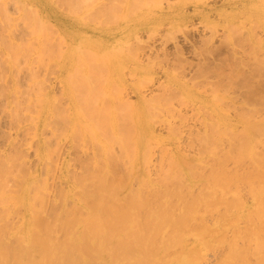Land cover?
Here are the masks:
<instances>
[{
  "label": "rangeland",
  "instance_id": "1",
  "mask_svg": "<svg viewBox=\"0 0 264 264\" xmlns=\"http://www.w3.org/2000/svg\"><path fill=\"white\" fill-rule=\"evenodd\" d=\"M244 1L156 0L158 2L156 3L155 0H0V200L3 198L0 201V246L5 245L1 247L5 251L6 259L13 258L12 255L15 253L12 251L13 247L18 248L17 240L20 238L18 235L26 233L28 222L38 234H44L46 231L41 230L45 227L49 228L48 233L55 237V242L64 243V233L66 236L69 235L66 239L74 237L72 240H75L79 235L77 232L80 229L79 222L83 221L86 215H79L80 212L77 214L76 209L72 208L77 206L75 205L77 200L81 203L87 200L83 199L85 196H83V189H80L82 187L79 188L77 185L83 181L88 188V184L92 182L88 180L90 179L88 176H91V179L94 174L101 176L99 172L104 176L102 172L104 170L106 174L115 176L112 178L113 176L108 175L111 182H128L130 187H133V191L135 188L136 191H143V188L147 190V185L150 184L153 188L152 194L149 195L148 191L144 190L147 194L143 195L153 196V201L157 205L159 203L154 199V195H158L159 200L169 195L164 188L167 185L160 181L161 178L163 181L167 175L171 174L173 178L174 174L176 180L173 181L175 184L172 183L175 186L172 189L176 193L180 189L177 193L179 197L175 195L171 200L175 204L170 202L174 219L178 217V213L183 212L181 206L182 208L186 206L185 211L193 201L194 211L190 214L193 217L191 220L186 218L190 222H187L186 228H182L186 230L182 233L187 235L183 237L182 234V245L179 247V242L164 246L160 255L161 259H157L158 262L177 264L181 258L189 256L187 255L189 251L198 250L201 258L197 255V260L192 261L191 264H223V260L224 263L228 261L233 244L238 247L237 249L247 250L254 247L251 232L256 227L251 229L249 226H255L253 225L254 221L256 222L254 214L258 211L255 208L259 207L257 197L255 198L253 194L251 196L247 186L234 184L233 187L231 186L230 193L222 199L220 188L211 187L210 182L205 178L206 175L210 178L213 171H224L229 173L227 175H234V173L237 175V172H240L239 175L247 174L243 171L250 173L252 168L253 170L256 168L254 160L257 163L260 160L264 161V158L262 159V154L264 155V47H260V43L264 42V0ZM3 8L6 12L2 11ZM18 12L21 13L17 14ZM7 13L12 18L5 16ZM22 13L26 14H24L25 17L18 19L23 15ZM120 17L123 19L121 20ZM136 35L137 39H135ZM66 56L67 59H65ZM99 81L102 82V86L101 84V87L99 86L103 87L102 91L98 84H95ZM173 83H181L182 91L166 90L165 92V89L169 88L167 86ZM91 87L99 91V94L104 91L102 97L98 96V92L91 90ZM73 90L79 93V96ZM245 96L251 100L247 98V101ZM83 99L86 103L82 101ZM102 99L103 102H101ZM90 102L97 104V107L95 106L94 109ZM126 103L132 106L130 109H133V112L142 113V116L138 114V117H140L142 129L144 128L143 131L146 130L145 134L150 139L145 137V143L141 146L143 148L139 151L138 170L133 168L134 161L129 160L130 157L127 158L132 156L131 150L113 140V132H110L109 138L112 137L110 140L104 138L111 143L112 148L110 147L109 150L113 149L114 154L118 152L114 157L111 155L113 152L109 153L112 159L116 160L110 159L112 162L109 160L107 162V158L111 157L106 156L108 153L106 155L101 153L104 152L103 148L99 152L98 146L95 145L98 141L107 142L106 139L101 138L100 132L98 133L104 125L101 124L99 128L102 118H104L103 121L109 119L107 123L106 120L104 121L107 126L105 130L115 125L116 129L122 128L119 130L124 135L127 134V129L134 125L133 121L132 125L130 122L131 126L128 122L129 113L132 110H129L127 116L126 111L121 109L122 106L125 109ZM97 108L102 114L97 112ZM69 110L70 113H68ZM117 112L122 113L121 116ZM90 113L92 118L95 114V121L98 119L95 116H100V122L98 123L99 120L91 121V124L88 120ZM68 116L70 118L75 116V120L73 119L71 123L73 117L70 119ZM76 121L78 123H75ZM89 122L93 127L92 131L95 129V134L98 133L97 136L88 131L86 126H89ZM94 123H97L98 131ZM124 125L128 128L126 129ZM124 128L126 130H123ZM230 128L231 130L228 131ZM257 128L259 130L256 131ZM80 130L89 133L90 136L84 132L82 134ZM242 132L247 134L250 132L252 136L246 134L248 136L246 137ZM241 134L244 135L245 140L247 138L246 143L250 141L249 144L240 138ZM87 137H90V140L85 139ZM255 137L260 139L256 141ZM94 140L98 141L94 143ZM121 151L122 153H119ZM141 154L144 155L141 156ZM242 154L245 161L241 158L243 165L242 163L239 165L238 159L240 155L243 157ZM178 159L179 164L182 165L180 168L182 172L174 169L173 163H176ZM130 161L132 165L127 164L131 163ZM185 161L187 162L184 163ZM124 162L127 163L124 165ZM103 163L106 168L104 170L101 167ZM126 165H129V169ZM111 168L115 169H113L115 174L111 173ZM116 172L123 174L124 178L119 174L121 176L119 179ZM136 173L139 174L138 177H145L146 181L140 177L133 179V177L137 178ZM256 173H253L250 180L254 181V176L256 180L258 177L256 175L264 174V172ZM222 174L220 177L223 179ZM78 177L81 179L79 180ZM83 177L88 178L87 181L90 183L86 184ZM95 177L92 179L94 184V180L98 181L100 178ZM104 179L109 180L105 177ZM37 180L38 183H35ZM260 180L258 177V181ZM256 181L254 184L258 187L259 184ZM164 182L171 183V181ZM208 182L209 187L206 188ZM94 184H92L93 187ZM155 189L158 190L156 193ZM19 191L20 193H17ZM36 192L39 193V197ZM72 194L74 197L77 195L76 198ZM15 196L17 199L26 196V205L17 201ZM127 196L130 197L128 194ZM141 198H139L140 204L142 200H145ZM28 202L31 207L34 206V209L36 206L41 208L42 212L40 213L38 209L39 211L36 210L38 214L30 213ZM66 211L75 212L70 214L71 218L76 214L77 216L67 220L70 216L66 215ZM56 214L59 218L67 217L68 228L59 227L61 225L57 224V220L60 219L54 220ZM250 214L254 216V220L253 216H249ZM36 215H40V220ZM78 215L82 216L81 220ZM78 217L79 220H77ZM53 221L60 229L54 225ZM251 222H253L252 225ZM70 225H74L75 228L73 226L70 228ZM49 238L52 237L49 236ZM184 241L187 243L185 244ZM89 248L86 246L87 251L91 252ZM86 249L83 251L86 252ZM94 251L97 254V251ZM248 260L251 264H258L254 256ZM100 261V259L96 260L93 264H101ZM14 263L10 262V264Z\"/></svg>",
  "mask_w": 264,
  "mask_h": 264
},
{
  "label": "bare ground",
  "instance_id": "2",
  "mask_svg": "<svg viewBox=\"0 0 264 264\" xmlns=\"http://www.w3.org/2000/svg\"><path fill=\"white\" fill-rule=\"evenodd\" d=\"M153 1V0H152ZM246 1V0H245ZM244 1V2H245ZM22 2V1H21ZM146 2V1H145ZM144 2V3H145ZM149 2V1H148ZM155 2H156V0H155ZM24 3V2H23ZM138 3V2H137ZM147 3V2H146ZM151 3V2H150ZM149 3V4H150ZM152 3H154V2H152ZM156 3H158V2H156ZM132 4V3H131ZM142 5V4H141ZM154 5V4H153ZM137 6V5H136ZM143 6H145V5H143ZM152 6V5H151ZM3 7H5V6H3ZM135 7V6H134ZM198 7V6H197ZM129 9V8H128ZM135 9V8H134ZM133 9V10H134ZM138 9H139V7H138ZM2 10V9H1ZM250 10V9H249ZM2 11H4V12H6L5 10H4V8H3V10ZM17 11V10H16ZM19 11V10H18ZM136 11V10H135ZM37 12H38V10H37ZM252 12V11H251ZM16 13V12H15ZM21 13V12H20ZM19 12L17 13V14H20ZM134 13V12H133ZM132 13V14H133ZM8 14V13H7ZM5 14V16H7V17H9L10 16V14ZM23 14V13H22ZM25 14V13H24ZM23 14V15H24ZM36 14V13H35ZM23 15H21L20 16V18H18V19H22L23 17H25V15L23 16ZM32 15V14H31ZM28 16V15H27ZM9 18H12V16H10ZM16 18V19H17ZM38 18H39V16H38ZM15 19V18H14ZM120 19H121V17H120ZM119 19V20H120ZM123 19V18H122ZM121 19V20H122ZM41 23V22H40ZM48 24H50L49 22H47ZM52 25V24H51ZM54 25V24H53ZM243 25V24H242ZM149 26V25H148ZM229 26H231V24L229 25ZM213 27V26H212ZM182 29V28H181ZM180 29V30H181ZM45 30H46V28H45ZM59 30V29H58ZM64 30V29H63ZM60 32H61V30H59ZM246 31V30H245ZM247 33H249L248 31H246ZM45 33H47V32H45ZM63 35V34H62ZM138 35V34H137ZM137 35L135 36V39H137L136 37H137ZM249 35H250V33H249ZM247 36H248V34H247ZM62 38L63 37H65V36H61ZM251 38V37H250ZM249 38V39H250ZM66 39V38H65ZM260 43V42H259ZM78 45V44H77ZM76 46V45H75ZM258 47V46H257ZM260 47L261 48H263L264 47V42H261L260 43ZM121 49V48H120ZM115 50V49H114ZM118 50V49H117ZM79 51V50H78ZM113 51V50H112ZM87 52V51H86ZM91 52V51H90ZM76 54V53H75ZM83 55V54H82ZM86 55V54H85ZM84 56V55H83ZM108 56V55H107ZM85 58V57H84ZM65 59H67V56L65 57ZM107 61H108V59H107ZM71 74V73H70ZM72 75V74H71ZM75 78V77H74ZM76 79V78H75ZM75 79H74V81H75ZM72 81V80H71ZM73 83H75V82H73ZM72 83V84H73ZM102 83V82H101ZM100 81H99V83H95L96 85L98 84V87L100 86ZM170 83H172V81H170ZM169 83V84H170ZM181 83H173V84H171V85H169V86H167V87H169V88H166L165 89V92H167L166 90H170V91H173V90H175V91H179V92H181L182 91V86L180 85ZM76 85V84H75ZM82 85V84H81ZM85 85V84H84ZM91 85V84H90ZM105 85V84H104ZM74 86V85H73ZM101 86H102V84H101ZM100 86V87H101ZM165 86H166V84H165ZM71 87V86H70ZM82 87V86H81ZM80 87V88H81ZM92 87H96V86H93L92 85ZM91 87V90L93 89ZM97 87V88H98ZM99 87V89H101L100 91H102L103 90V87L102 88H100ZM79 88V89H80ZM75 89V88H74ZM98 89V90H99ZM81 90V89H80ZM82 90H84V88L82 87ZM95 92H98V96L99 95H101V96H99V97H102V95H103V93H104V91H103V93H101V94H99V91H96V89H93ZM68 91V90H67ZM79 90L77 89V92H78ZM73 92H75L76 93V95L77 96H79L78 94H77V92L75 91V90H73ZM73 92L71 93V95L73 96ZM93 92V91H92ZM82 94V93H81ZM80 94V95H81ZM84 94V93H83ZM86 94V93H85ZM84 94V95H85ZM88 92H87V96H88ZM96 94V93H95ZM105 94H107V93H105ZM104 94V95H105ZM75 95V96H76ZM47 96H48V94H47ZM50 96V95H49ZM97 96V97H98ZM181 96V95H180ZM89 97V96H88ZM88 97H87V99H88ZM91 97V96H90ZM89 97V98H90ZM94 97V96H93ZM105 97V96H104ZM49 98V97H48ZM52 98V97H51ZM221 97H219V99H220ZM245 98H246V96H245ZM247 98H248V96H247ZM246 98V99H247ZM47 99V98H46ZM69 99H71V98H69ZM182 99V98H181ZM245 99V100H246ZM248 99H250V98H248ZM248 99H247V101H248ZM43 100V99H42ZM45 100V99H44ZM251 100V99H250ZM82 101H85L84 99L82 100ZM90 101V100H89ZM95 101V100H94ZM99 101H100V98H99ZM182 101V100H181ZM217 101V100H216ZM246 101V102H247ZM43 102V101H42ZM49 102H50V99H49ZM80 102V101H79ZM78 102V103H79ZM88 102V101H87ZM92 102H93V100H92ZM101 102H103V99H102V101ZM221 102H222V100H221ZM252 102V101H251ZM250 102V103H251ZM51 103V102H50ZM85 103H86V101H85ZM91 103V102H90ZM98 103V102H97ZM105 103H107L106 101H105ZM89 104V103H88ZM92 104V103H91ZM126 104H128V103H126ZM125 104V109L127 108H129L128 109V111H127V109L125 110L124 109V107L122 106V108L121 109H123L124 110V112L126 113H124L125 115H127L128 113H129V110H132L130 113H129V118H128V122H129V125H130V122H131V125H132V121L134 122V125H130L131 126V128H132V130H131V128L129 127V129H127L126 127H125V125H124V127L128 130V131H126L127 132V134H123V133H121L120 132V130H119V128L120 129H122L121 127H117L118 129H116V128H114L115 127V125H114V127H113V125L111 126V128L110 129H113V130H111L110 131V129L108 128L107 130H105L106 129V127L107 126H105V123H104V121L106 120V123L109 121V119L107 120V119H105L104 121H103V119L104 118H102V120L100 119V116H95V117H98V119L97 120H99L98 121V123L100 122V120H101V122H100V126H99V128L101 127V124L103 125V126H105V128L102 126L100 129L101 130H103V132L100 130V131H98L99 130V128H97L98 127V125L96 126V124L97 123H94V126L96 127V129H97V131H98V133L99 134H101V138H103V139H106V138H109V136H111V133L113 134V140H115L116 142H119L120 144H122V147L123 146H126L128 149H130L131 150V153H132V156L130 155V156H128L127 158H131V159H129V160H133L134 161V165H133V168H135L134 170H138L139 169V159H137L138 158V154H139V151L140 150H142V148L143 147H141L142 145H143V143H145V137H146V139H148V140H150L149 138H148V136H146V134H145V131H143L144 130V128L142 129V125H141V120H140V117H138V114H139V111H138V114H137V112L135 113V112H133V109H130V108H132V106L131 105H126ZM46 105V104H45ZM50 105V104H49ZM70 105V104H69ZM79 105V104H78ZM93 106H94V109H95V106L97 105H94V103L92 104ZM98 105H99V103H98ZM101 105H102V103H101ZM118 105V104H117ZM53 106H54V104H53ZM77 106V105H76ZM129 106V107H128ZM50 107V106H49ZM49 107H48V109H49ZM82 108L83 107H85V106H81ZM89 107V106H88ZM97 107V106H96ZM105 107V106H104ZM103 107V108H104ZM119 107V106H118ZM138 107V106H137ZM143 107V106H142ZM142 107H141V110H142ZM51 108V107H50ZM108 107H106V110H108L107 109ZM116 109H117V107H115ZM71 109V108H70ZM98 109V108H97ZM105 109V108H104ZM138 109H140L139 107H138ZM143 109H144V107H143ZM254 109V108H253ZM42 110V109H41ZM44 110V109H43ZM82 109H80V111H81ZM110 110V109H109ZM114 110V109H113ZM119 110V109H118ZM141 110H140V112H141ZM46 111V110H45ZM60 111V110H59ZM72 111V110H71ZM111 111V110H110ZM117 111V110H116ZM135 111H137L136 109H135ZM51 112V111H50ZM78 112V111H77ZM92 112V111H91ZM97 112H100L99 111V109H98V111ZM115 112V111H114ZM123 112V111H122ZM132 112H133V114H132ZM144 112V114H145V110L143 111ZM44 113V112H43ZM43 113H42V115H43ZM52 113V112H51ZM68 113H70V110H69V112ZM67 113V114H68ZM94 113H95V111H94ZM101 113V112H100ZM100 113H98V115L100 114ZM118 113V112H117ZM117 113H116V115H117ZM119 113H120V111H119ZM118 113V114H119ZM49 114V113H48ZM65 114V113H64ZM91 114V113H90ZM102 114V113H101ZM104 114V113H103ZM108 114H110V113H108ZM122 114V113H121ZM121 114H119L120 116H121ZM132 115V117H134V119L131 117V115ZM142 114V113H141ZM141 114H139V115H141ZM143 114V115H144ZM50 115V114H49ZM75 115V114H74ZM95 115V114H94ZM94 115H93V118H94ZM97 115V114H96ZM134 115V116H133ZM75 116H77V115H75ZM75 116H71V118H70V116H68L70 119H71V123H72V120L74 119L75 120ZM82 116H84V114L82 115ZM88 116V115H87ZM92 116V114L90 115V117ZM102 116V115H101ZM105 116V115H104ZM109 116V115H108ZM128 116V115H127ZM127 116H125L126 118H127ZM142 116V115H141ZM147 115H145V117H146ZM54 117V116H53ZM89 116H88V120L91 122V121H93V122H97V120L95 121V119L96 118H94V120H93V118L91 117L90 118ZM77 118H79V117H77ZM83 118V117H82ZM119 117H117V119H118ZM132 120H131V119ZM244 118H245V116H244ZM57 119H58V117H57ZM91 119V120H90ZM112 119V118H111ZM142 119V118H141ZM80 120V119H79ZM113 121H115V119H112ZM120 120V119H119ZM246 120V119H245ZM86 121H87V119H86ZM112 121V122H113ZM118 121V120H117ZM142 121H144V120H142ZM62 122V121H61ZM90 122H89V126L92 124V122H91V124H90ZM103 122V123H102ZM119 122V121H118ZM145 122V121H144ZM75 123H78L77 121L75 122ZM84 124H85V122H83ZM82 123V124H83ZM116 123V122H115ZM224 122L222 121V124H223ZM65 124H66V122H65ZM83 124V125H84ZM88 123H86V125H87ZM113 124H114V122H113ZM120 124H121V122H120ZM143 124V123H142ZM248 125H249V123H247ZM258 124V123H257ZM256 124V125H257ZM78 125V124H77ZM85 125V126H86ZM108 125V127H109V123L107 124ZM122 125V124H121ZM245 125H246V123H245ZM244 125V126H245ZM72 126V125H71ZM70 126V127H71ZM79 126V125H78ZM88 125L86 126V127H88V131L90 132V134H92V135H96V134H98V133H96L95 134V129H93V131H94V134H93V131H92V129L91 128H93L92 126H90L89 127ZM133 126H135V128L133 129ZM216 126H218V125H216ZM216 126H215V128H216ZM247 126V125H246ZM263 126V125H262ZM66 127H67V125H66ZM80 127V126H79ZM86 127H85V129H86ZM94 127V128H95ZM144 127V126H143ZM251 127H253V126H251ZM258 127V126H257ZM78 128V127H77ZM76 128V129H77ZM82 128V127H81ZM102 128H104V129H102ZM123 129V130H126V129ZM217 128H219V127H217ZM224 128V127H223ZM261 128V127H260ZM38 129V128H37ZM37 129H35V131L37 130ZM76 129H75V131H76ZM80 129V128H79ZM90 129V130H89ZM145 129H146V127H145ZM214 129V128H213ZM221 129V128H220ZM255 129V128H254ZM261 129H263V128H261ZM82 130V129H81ZM80 130V132L83 134V132ZM87 130V129H86ZM105 130V131H104ZM117 130H119V132L117 131ZM130 130V131H129ZM216 130V129H215ZM214 130V132H216ZM219 130V129H218ZM217 130V131H218ZM231 130V128L228 130V131H230ZM257 130H259L258 128L256 129V131ZM69 131V130H68ZM74 131V130H73ZM108 131V132H107ZM235 131V130H234ZM262 131V130H261ZM261 131H259V132H261ZM64 132V131H63ZM107 132V133H106ZM111 132V133H110ZM131 132V133H130ZM220 132V131H219ZM222 132V131H221ZM226 132V131H225ZM253 132H254V130H253ZM258 132V133H259ZM37 133V132H36ZM59 133H60V131H59ZM87 136H90L89 135V133H86V132H84ZM149 133V132H148ZM218 133V132H217ZM216 133V134H217ZM243 134L245 133V132H242ZM250 133V132H249ZM247 134V132L245 133V136H246V134L248 135V136H250L251 134ZM62 134V133H61ZM63 134H65V133H63ZM70 135H71V133H69ZM77 134V133H76ZM78 134H79V132H78ZM77 134V135H78ZM108 134H110V135H108ZM220 134H222V133H220ZM219 134V135H220ZM224 134V133H223ZM260 134V133H259ZM261 134H263V133H261ZM76 135V136H77ZM91 135V136H92ZM107 135V136H106ZM151 135V134H150ZM255 135V134H254ZM264 135V134H263ZM97 136V135H96ZM99 136V135H98ZM103 136V137H102ZM236 136V135H235ZM241 136H242V134H241ZM240 136V138H242L243 139V141L246 143V141H247V138H246V140H245V138L242 136L241 137ZM248 136H246V137H248ZM252 136V135H251ZM256 136V135H255ZM95 137V136H94ZM104 137H106V138H104ZM238 137V136H237ZM89 138V140H90V137H87V138H85V139H88ZM110 138H112V137H110ZM110 138L108 139V140H110ZM239 138V140H241ZM250 138V137H249ZM248 138V139H249ZM256 138V137H255ZM94 139H96V138H94ZM214 139V138H213ZM217 139V138H216ZM257 139V138H256ZM260 138H258L256 141H258ZM107 140V139H106ZM107 140V142L106 143H100L98 140H94V143H96L97 141V144H95L96 146H98V151L99 150H102L101 148H103V151L104 152H101V153H105V155L108 157H111V155L114 157L115 156V154H118V152H116L115 154H114V152H113V149H112V151L111 150H109V149H111L112 147H111V143H109V141ZM218 140V139H217ZM239 140H237L238 142H239ZM91 141H93L92 140V138H91ZM100 141H101V139H100ZM243 141H241L242 143H243ZM255 141V140H254ZM102 142V141H101ZM103 142H105L104 140H103ZM215 142H217V141H215ZM240 142V143H241ZM250 142V141H249ZM249 142H247L248 144H249ZM93 143V142H92ZM98 143H99V145H98ZM246 143V144H247ZM148 144V143H147ZM101 145V146H100ZM110 145V146H109ZM244 145V144H243ZM103 146V147H102ZM84 147V146H83ZM111 147V148H110ZM74 148H75V146H74ZM87 148V147H86ZM100 148V149H99ZM122 149H124V148H122ZM146 149V148H145ZM73 150H75V149H73ZM245 150H246V148H245ZM110 151L111 152H113V153H111V155L109 154L110 153ZM144 151V150H143ZM143 151H142V153H143ZM100 152V151H99ZM98 152V153H99ZM145 152H147V151H145ZM144 152V153H145ZM240 152V151H239ZM242 152V151H241ZM97 153V154H98ZM100 153V154H101ZM119 153H122V151L121 152H119ZM243 153H245L244 151H243ZM128 154V153H127ZM126 154V155H127ZM146 154V153H145ZM239 154V153H238ZM241 154V153H240ZM248 155L249 154H251V153H247ZM120 156H121V154H119ZM144 155V154H143ZM142 154H141V156H143ZM243 155V154H242ZM45 156V155H44ZM49 156V155H48ZM100 156V155H99ZM105 156V157H106ZM119 156V157H120ZM123 156V155H122ZM125 156V155H124ZM147 156V155H146ZM247 156V155H246ZM252 156V155H251ZM264 155L262 154V159L264 158L263 157ZM93 157V156H92ZM102 157H103V155H102ZM126 157V156H125ZM229 157V156H228ZM249 157V156H248ZM238 158V157H237ZM241 158L245 161V157H244V155H243V157L240 155V159H238V162H239V165H240V163H242V165H243V160H241ZM63 159H65V158H63ZM94 159V158H93ZM99 159V158H98ZM98 159H97V162H98V164L100 163L99 161H98ZM100 159H102V158H100ZM113 160L114 161V159H112V157L111 158H107V162H108V160L109 161H111V160ZM143 159V158H142ZM147 159V158H146ZM174 159H176V157L174 158ZM261 159V158H260ZM66 160H68V159H66ZM96 160V159H95ZM104 160V159H103ZM116 160V159H115ZM129 160H127V161H129ZM193 160H195V159H193ZM240 160V161H239ZM264 160V159H263ZM59 161H61L60 159H59ZM65 161V160H64ZM105 162H106V160H104ZM119 161V160H118ZM123 161H124V159H123ZM130 161V162H131ZM184 161V160H183ZM255 161V163H256V168L253 170V168H252V171H250V173L249 172H247V171H243V172H245V173H247V174H241V175H239L240 174V172L238 173L237 172V175H235V173H234V175L233 174H230L232 177H230V175H227V174H229V173H227V172H224V171H222L223 172V174H222V172H219V171H213V173L211 172V175H210V178H208L207 177V175H206V179H208V181L210 182V185H211V187H213V188H215V187H219L220 189H219V192H221L220 194V196H221V198L222 197H225V196H227L228 195V193H230V191H231V188L233 187L232 185H234V184H242V185H244V186H247L248 188H249V192H250V194H251V196H253L254 195V197L256 198L257 197V201H259V203H258V205H259V207H261V208H255V209H257L258 211H254V210H252V211H254L255 212V214H254V216L256 215V217H255V220H256V222L254 221V223L253 222H251V225H252V223H253V225H255V226H249L250 228L252 227H256L254 230L252 229V231L253 232H251V229L250 228H248L249 229V231L252 233V236H251V238L252 239H254V247L252 248V249H245V248H240V249H237L238 247H236V245L235 244H233L234 246H233V248H231V252H229L230 253V255L228 256V261H226L225 263H224V260L222 261L223 262V264H251L250 263V261L248 260V258H250V257H256V260H257V262H258V264H264V174H258V173H260V172H264V161L262 162L261 160L260 161H258V163H257V161L256 160H254ZM103 162V161H102ZM101 162V163H102ZM112 162V161H111ZM144 162H145V160H144ZM179 162H180V160L178 159V161H176V163H173V165H175L174 166V169H176V170H178V171H181L180 170V168L182 167V165H180L179 164ZM187 161H185L184 163H186ZM194 162V161H193ZM63 163V162H62ZM67 163H68V161H67ZM90 164H91V162H89ZM110 163V162H109ZM127 163V162H126ZM125 162H124V165L126 164ZM195 163V162H194ZM197 163V162H196ZM97 164V165H98ZM107 164V163H106ZM117 164V163H116ZM127 164H131L132 165V162L131 163H127ZM198 164V163H197ZM219 164V163H218ZM93 165H94V163H93ZM92 165V166H93ZM102 165V164H101ZM104 165V166H103ZM103 165L101 166V167H103V169L102 168H99V169H102V170H104V169H106V168H104L105 167V164L103 163ZM119 165V164H118ZM130 165V166H131ZM193 165V164H192ZM61 166H63L62 164H61ZM115 166V165H114ZM114 166H112V167H114ZM122 166V165H121ZM126 166H128V169H129V165H126ZM223 166V165H222ZM64 167V166H63ZM110 167V166H109ZM120 167V166H119ZM123 167V166H122ZM121 167V168H122ZM125 167V166H124ZM218 167V166H217ZM88 168V167H87ZM96 168V167H95ZM115 168V167H114ZM114 168H111L112 169V174H115V173H113V172H115L114 170L117 168V165H116V168L114 169ZM121 168H120V170H121ZM126 168V167H125ZM137 168V169H136ZM173 168V167H172ZM62 169H64V168H62ZM62 169H61V171H62ZM93 169V168H92ZM110 169V168H109ZM114 169V170H113ZM124 169V168H123ZM197 169V168H196ZM199 169V168H198ZM215 169V168H214ZM89 170H91V169H89ZM127 170V169H126ZM131 170H132V168L130 169V172H131ZM225 170V169H224ZM107 171V170H106ZM117 171V170H116ZM128 171V170H127ZM172 172H173V170H171ZM185 171H187V170H185ZM88 172H91V171H88ZM92 172H94V171H92ZM98 172V171H97ZM96 172V173H97ZM103 173H104V176H103V174L101 173V172H99V174L102 176H99V175H95L94 173H92V174H94V176H96L95 178H97L98 176L100 177H98L99 179H98V181L96 180H94V182H95V184L93 183V178H94V176H93V178L91 179V176H88V175H85L86 177L88 176V177H90V179H88V180H91L92 182V184H94V187H93V185L90 183V181H87V179L85 178L84 179V177H83V179L84 180H86V184H87V182L88 183H90L91 185H92V187H90L91 185L90 184H88V188H87V186L85 185V184H83V181H81V183H82V186H80V184L79 185H77V186H79V188L80 187H82V188H80V189H83L82 191H84V195L83 196H85V197H83V199H87V200H85V202H82L81 203V201L80 200H77V204H75V205H77V206H74L73 207V205H72V209L73 210H75V212L78 214V212H80V214L79 215H86V218H84V220L83 221H80L79 222V227H80V229H78V233H79V235H78V237L76 236V238H75V240H72L73 238H70V239H66V237L68 238V236L69 235H65V233H64V237H65V241H64V243L62 242V241H60V242H55V240H54V238H53V235H49V233H48V229L49 228H44V229H40V228H38V229H40L41 231H46L44 234H38L37 232H36V230L31 226V223H29L28 222V228H27V231H26V233L25 234H23V235H18L20 238L17 240V242H18V248H14L13 247V249L14 250H12V251H14L15 253H13V255H12V257L13 258H11V259H6L7 257H6V255H5V251L3 250V248L1 247L2 245L3 246H5L4 244H2L1 246H0V264H8V262H9V264H10V262L12 261L14 264H93L94 263V261H96V260H98L99 261V259L101 260L100 262H101V264H160L161 262H158L157 261V259H161L160 258V255H161V252H162V248L164 247V246H167V245H171V243H179L180 242V244H178L179 245V247H180V245H182V234L183 233H185V231L184 230H182V228L183 227H185L186 228V226H187V222L189 221V220H191V218L193 217V215L191 216L190 214H192V212L194 211L193 210V208H194V203H193V201L192 202H190V207H188L189 206V204H188V208H187V210H185L184 211V209H185V207L186 206H184V208H182V206H181V210L183 211L182 213H178V217L176 218V219H174V216H173V209H172V206H171V204H170V202H171V200H172V198H174L175 197V195L177 196L178 194V192H180V189L179 190H177L178 192L176 193V191L174 192L173 191V189L172 188H174L175 186L173 185V184H175V183H173V181H175L176 180V177H175V175L173 174V178H171V175H167L166 177H165V179L162 181V179L163 178H161V182L162 183H164V184H166L167 185V187H165L164 186V188L166 189V193L168 192L169 193V195L167 196V195H165V197H163L161 200H159V196L158 195H154L155 196V200L159 203V205H157V203L156 202H154L153 201V196H146V195H143L144 193L145 194H147V192H144V190L146 189V188H143V186L145 185V183H144V185L142 184L141 185V187L144 189L143 191H136V188H135V190L133 191V187L131 188L130 187V185L128 184V182H125V181H123L122 183H119V182H111V180H110V178H108V175L109 174H106L105 173V170L104 171H102ZM119 172V171H118ZM124 172V171H123ZM129 172V173H130ZM145 172V171H144ZM182 172V171H181ZM242 172V173H243ZM256 173V172H258V173H256V174H258V175H256V177L258 176L259 177V179H261L260 181H258V177H257V181L255 180V176L253 177V180L254 181H256L259 185H258V187H255V184H254V181H252V180H250V178L252 177V175H253V173ZM108 173H110L109 172V170H108ZM110 173V174H111ZM124 173H126V172H124ZM132 173V172H131ZM130 173V175H132ZM170 173V172H169ZM173 173H176V171H174ZM86 174V173H85ZM89 174V173H88ZM91 174V173H90ZM89 174V175H90ZM91 174V175H92ZM98 174V173H97ZM116 174H118L117 172H116ZM120 174V173H119ZM118 174V178L119 179H121V176L123 175V174H120L119 175ZM183 174V173H182ZM220 174H222L223 176V179L220 177ZM66 175V174H65ZM107 175V176H106ZM127 175V174H126ZM136 175H137V173H136ZM139 175V174H138ZM138 175H137V178H134L133 177V179H138L139 177H138ZM147 175V174H146ZM201 175V174H200ZM255 175V174H254ZM113 176V175H112ZM112 176H110L109 175V177H112ZM120 176V177H119ZM134 176V175H133ZM161 176V175H160ZM177 176V175H176ZM198 176H199V174H198ZM205 176V175H204ZM209 176V175H208ZM80 177V176H79ZM78 177V179L80 180L81 178H79ZM104 177L105 178H107V179H109V180H106V179H104ZM115 176H113L112 178H114ZM130 177V176H129ZM249 178V179H246V180H244L243 178ZM25 178V177H24ZM123 178H124V175H123ZM126 178H128L127 176H126ZM141 179L143 178V181H146V180H144V178L145 177H140ZM181 178H184V177H181ZM202 178H203V176H202ZM243 179V180H242ZM33 180V179H32ZM115 180H117V178L115 179ZM125 180H128V179H125ZM140 180V179H139ZM78 181V180H77ZM76 181V182H77ZM114 181V180H113ZM122 181V180H121ZM142 181V180H141ZM164 181H171V183H165ZM16 182V184H17V181H15ZM38 183V180L37 181H35V183ZM80 182V181H79ZM85 182V181H84ZM124 182H125V184H124ZM133 182V181H132ZM178 182H179V184H181L180 183V180L178 179ZM209 182L207 183V186H206V188H208L209 187ZM32 183V182H31ZM143 183V182H142ZM173 183V184H172ZM20 184V183H19ZM28 184V183H27ZM76 184H78V183H76ZM132 184V183H131ZM148 184V183H147ZM146 184V185H147ZM186 184V183H185ZM36 185H38V184H36ZM36 185H34L35 187H36ZM90 185V186H89ZM134 185V184H133ZM187 185V184H186ZM190 185V184H189ZM188 185V186H189ZM148 187V189L147 190H145V191H148V194L149 195H151L152 193H151V190H153V188H151V185L150 184H148L147 185ZM173 186V187H172ZM187 186V187H188ZM191 186H192V184H191ZM232 186V187H231ZM29 187V186H28ZM27 187V188H28ZM182 187V186H181ZM226 187V188H225ZM33 188V187H32ZM31 188V189H32ZM179 188V187H178ZM184 188H186V186L184 187ZM34 189V188H33ZM37 189V188H36ZM80 189H78V190H80ZM85 189V190H84ZM39 190V189H38ZM186 190V189H185ZM227 190V191H226ZM34 191H36L35 189H34ZM158 190L157 189H155V193L157 192ZM201 192L203 191V190H200ZM39 192V191H38ZM38 192H36V193H38ZM74 192V191H73ZM75 192H76V190H75ZM78 192H81V191H78ZM188 192H190L189 190H188ZM17 193H20V191L19 192H17ZM26 193V192H25ZM41 193V192H40ZM34 194V193H33ZM42 194V193H41ZM40 194V195H41ZM75 194V193H74ZM74 194H72L73 195V197H74ZM78 194V193H77ZM127 194L131 197H128L127 196ZM203 194V193H202ZM253 194V195H252ZM257 194H260L259 196H257ZM24 195V194H23ZM182 195V194H181ZM205 195V194H204ZM203 195V196H204ZM213 195H214V193H213ZM213 195H209V196H213ZM236 195V194H235ZM28 196V195H27ZM38 197H39V193H38V195H37ZM43 196V195H42ZM42 196H41V198H42ZM68 196V195H67ZM77 196V195H76ZM76 196L74 197V198H76ZM146 196V197H145ZM191 196V195H190ZM190 196H188V197H190ZM207 196V195H206ZM208 196V197H209ZM240 196V195H239ZM18 197H19V195H18ZM80 197H82V196H80ZM142 197V198H141ZM177 197H179V196H177ZM184 197V196H183ZM185 197H186V195H185ZM207 197V198H208ZM260 197V198H259ZM15 198H16V196H15ZM26 196H23V197H21V198H16V200L17 201H19V202H21V204H24V205H26ZM44 198V197H43ZM139 198H141V199H145V200H142V204H140V199ZM148 200H147V199ZM235 198H236V196H235ZM238 198V197H237ZM240 198V197H239ZM3 199V198H2ZM1 199V200H2ZM80 199V198H79ZM82 199V198H81ZM190 199V198H189ZM223 199V198H222ZM0 200V201H1ZM27 200H28V198H27ZM75 200V199H74ZM139 200V201H138ZM151 202H150V201ZM214 200V199H213ZM240 200H241V198H240ZM5 201V200H4ZM14 201H15V199H14ZM63 201V200H62ZM202 201V200H201ZM209 201V200H208ZM42 202H43V200H42ZM75 202V201H74ZM239 202V201H238ZM240 202H242V201H240ZM5 203V202H4ZM18 203V202H17ZM29 203V202H28ZM44 203V202H43ZM65 203H66V201H65ZM171 203H174L173 201L171 202ZM187 203V202H186ZM205 203V202H204ZM208 203V202H207ZM257 203H256V205H257ZM20 204V203H19ZM20 204V205H21ZM33 204V203H32ZM37 204V203H36ZM35 204V205H36ZM175 204V203H174ZM214 204V203H213ZM230 204V203H229ZM42 205V204H41ZM40 205V207H42ZM178 206L177 207H179L180 208V206H179V204H177ZM257 205V206H258ZM27 206H28V209L30 210V213H33V214H36L37 212H36V210L37 211H39L41 208H37V206L35 207V209L33 208L34 206H32L31 207V204L29 203V204H27ZM84 206V207H83ZM254 206H255V204H254ZM68 207V206H67ZM76 207V208H75ZM230 207V206H229ZM37 208V209H36ZM62 208V207H61ZM174 208H176V206H174ZM210 208V207H209ZM248 208V207H247ZM7 209V208H6ZM39 209V210H38ZM65 209V208H64ZM72 209H70V211H72ZM170 209H172V210H170ZM178 209V208H177ZM208 210V209H207ZM214 210V209H213ZM218 210V209H217ZM216 210V211H217ZM65 211V210H64ZM175 212H176V210H174ZM249 211H251V210H249ZM251 211V212H252ZM6 212H7V210H6ZM36 212V213H35ZM40 213L42 212L41 210L39 211ZM44 212V211H43ZM74 212V213H75ZM208 212H210V210H208ZM219 212V211H218ZM56 213V212H55ZM60 213V212H59ZM68 213V214H67ZM73 212L71 213H69V212H67L66 211V215H69L70 216V218L68 217H65V219H63L62 217V219L61 218H59V214L57 215L56 214V217H54V220H55V218H59L60 220H57V224L58 225H61V226H59V227H62L63 229H64V227H66V228H68L67 226L69 225V222H67V220L68 219H73L75 216H77V214L75 215V216H73V218H71V215L70 214H74ZM196 213V212H195ZM198 213V212H197ZM38 214V213H37ZM43 214V213H42ZM41 214V215H42ZM62 214H64V213H62ZM174 214H176V213H174ZM200 214V213H199ZM214 214V213H213ZM247 214V213H246ZM249 214V213H248ZM247 214V215H248ZM253 214V213H252ZM252 214H250L249 216H253ZM31 215V214H30ZM78 215V216H79ZM36 216H38V220H40L39 218H41L40 217V215H36ZM58 216V217H57ZM61 216V215H60ZM82 216H79L80 217V220H81V218H82ZM220 216V215H219ZM254 216H253V220H254ZM29 217V216H28ZM43 217V216H42ZM79 217H78V219L77 220H79ZM195 217V216H194ZM222 217V216H221ZM246 217L247 216H245V219H246ZM66 218H67V220H66ZM186 218H190L189 220H187ZM27 219V218H26ZM193 219H196V218H193ZM192 219V220H193ZM198 219V218H197ZM224 219V218H223ZM251 219V220H252ZM42 220V219H41ZM44 220V219H43ZM76 220V221H77ZM215 220V219H214ZM250 220V219H249ZM61 221H63V222H61ZM76 221H75V225H76ZM246 221H247V219H246ZM46 222V221H45ZM45 222H43V223H45ZM71 222H73V221H71ZM190 222V221H189ZM42 222H41V224H43ZM48 223V222H47ZM53 223H54V221H53ZM59 223H61V224H59ZM201 223V222H200ZM200 223H199V225H200ZM250 223V222H249ZM249 223H247V224H249ZM46 224V223H45ZM56 224V222L54 223V225H56L57 227H58V225ZM77 224H78V222H77ZM189 225L191 224V223H188ZM198 224V223H197ZM247 224H245V225H247ZM66 225V226H65ZM201 225H202V223H201ZM201 225H200V228L202 229V227H201ZM223 225V224H222ZM27 226V225H26ZM37 226H39V224L37 225ZM45 226V225H44ZM64 226V227H63ZM73 226V228H75V226L74 225H70V228ZM78 226V225H77ZM58 227V229H60ZM223 227V226H222ZM221 227V228H222ZM246 227V226H245ZM77 228V227H76ZM220 228V229H221ZM37 229V230H38ZM53 229H54V227H53ZM188 229V228H187ZM219 229V230H220ZM248 229H246V231L248 230ZM39 230V231H40ZM72 230V229H71ZM171 232H170V231ZM189 230V229H188ZM191 230V229H190ZM204 230H205V227H204ZM206 230H207V228H206ZM224 230V229H223ZM222 230V231H223ZM1 231V230H0ZM38 231V232H39ZM63 231V230H62ZM66 231V230H65ZM80 231V232H79ZM184 231V232H183ZM192 231V230H191ZM7 232V231H6ZM68 232V231H67ZM70 229H69V234H70ZM74 232V231H73ZM76 232V231H75ZM183 232V233H182ZM249 232V233H250ZM197 233V232H196ZM8 234V233H7ZM6 234V235H7ZM68 234V233H67ZM246 234V233H245ZM244 234V235H245ZM247 234H248V232H247ZM72 235V234H71ZM70 235V236H71ZM199 235V234H198ZM17 235H16V239H17V237H18ZM49 236H51L52 238H49ZM73 236H74V234H73ZM184 236H187L186 234H183V237ZM200 236V235H199ZM205 236H206V234H205ZM29 237V238H28ZM4 238V237H3ZM5 239V238H4ZM52 240H54V241H52ZM224 240V239H223ZM251 239H250V237H249V241H250ZM226 241V240H225ZM16 242V241H15ZM14 242V243H15ZM17 242H16V244H17ZM85 242V244H83ZM185 242V241H184ZM232 242V241H231ZM230 242V243H231ZM5 243V242H4ZM187 242H185V244H186ZM208 243V242H207ZM228 243H229V241H228ZM159 244H161V245H159ZM184 244V243H183ZM199 244H201V243H199ZM223 244H224V242H223ZM84 245H86L87 246V248H89V247H91V252H95L94 250H96L97 252V254H93V253H91V252H89V250L87 251V249H86V246L84 247ZM202 245H205V244H202ZM207 245V244H206ZM252 245V244H251ZM14 246H16V245H14ZM201 246V245H200ZM206 247V246H205ZM5 248V247H4ZM203 248V247H202ZM6 249H7V247H6ZM12 249V248H11ZM15 249H16V251H15ZM18 249V250H17ZM84 249H86V252L85 251H83ZM92 249H93V251H92ZM184 249V248H183ZM8 250V249H7ZM200 250V249H199ZM9 251V250H8ZM180 251H182V249L180 250ZM193 251V250H192ZM192 251H189V253L187 254V255H189L188 257H183V258H181L180 259V262L179 263H177V264H191V262L192 261H196L197 260V255L199 256V253H200V251H196V250H194L193 252ZM7 252V251H6ZM190 252H192V253H190ZM10 253V252H9ZM194 255H196V256H194ZM180 256V255H179ZM195 257H196V259H195ZM200 258H201V254H200V256H199ZM9 258V257H8ZM164 258V257H163ZM200 258H199V260H200ZM193 259H195V260H193ZM7 261V262H6ZM252 262V261H251ZM99 263V262H98ZM96 264V263H95ZM161 264H164L163 262L161 263ZM193 264V263H192ZM195 264V263H194ZM253 264V263H252Z\"/></svg>",
  "mask_w": 264,
  "mask_h": 264
}]
</instances>
